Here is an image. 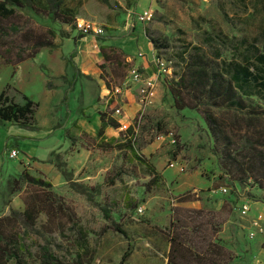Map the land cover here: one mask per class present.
I'll use <instances>...</instances> for the list:
<instances>
[{"label": "rangeland", "instance_id": "1", "mask_svg": "<svg viewBox=\"0 0 264 264\" xmlns=\"http://www.w3.org/2000/svg\"><path fill=\"white\" fill-rule=\"evenodd\" d=\"M110 2L116 5L115 0ZM134 2L136 0H132V3ZM36 5L43 9V4ZM64 6L77 12V20L84 19L103 25L102 34L89 35V41L92 39L97 45L91 49L99 51L103 42L111 41L115 35L128 33V30L120 32L116 28L114 21L116 19L117 22L118 18L102 0H64ZM148 8L154 11L152 21L141 23L133 17L132 23L138 25L139 29L149 28L155 35L166 37L172 48L159 52L153 49L151 54L150 48L144 47L142 36V40L136 39L135 46L141 50L145 48V53L131 55L132 58L150 56L152 64H155L158 57L167 60L182 40L200 45L210 53L213 51L211 46L204 42L207 33H222L228 41H232L223 51V57L228 60L232 59L233 53L249 52L255 47L264 52V0H152ZM134 12L141 11L133 10L130 15L134 16ZM0 22L5 27L12 24L20 26L18 32L6 29V34L0 33V93L5 89L22 91L32 99L39 100L43 107L37 112L39 121L40 118L45 120L51 114L59 118L60 126L68 118L70 109V115H86L90 109L97 110L106 103L104 98L92 91H103L104 85L110 89L111 86H119V82L111 78L112 69L109 66L105 69L100 67V77L105 84L98 82V78L82 72L84 67L99 65L96 55L91 62L85 61L80 57L78 47L74 48L77 44L71 46L72 41L68 38L77 34L74 23H62L44 11L37 12L27 7L19 9L14 17ZM50 30L56 32L54 41L58 44L55 48L44 47L35 58L17 66L5 63L8 59H17L19 54L24 57L31 54L35 41L52 38ZM72 53L76 67L70 62ZM234 57L239 59L237 54ZM130 61L132 67H139L134 60ZM171 72L165 77L172 75ZM102 75H105V78ZM160 80L149 104L144 105L141 102L138 85L135 90L131 89V100L126 98L122 103L120 94L118 99L121 103H116L121 107L122 115L130 114L128 120L123 119L127 126L139 122L137 130L140 152L160 172L161 176L156 182L152 181V171L138 162L130 150H100L94 145L93 134L82 133L75 139L74 148H87L89 152L84 150L83 154L77 156L79 171L74 174V178L88 185H101V192L95 195L96 202H90L86 196L74 191L64 178L58 182L54 175L42 172L32 164H19V171L0 177V215L9 214L11 208L23 210L26 207L25 199L35 187L23 183L19 192L10 194L8 180L19 176L23 169H28L33 175L53 183L52 191L62 197V201L72 209L79 225L87 230L91 248L96 251L93 264H97L96 258L101 260L98 264H102V261L105 264L118 262L119 256L135 245H131L129 241L138 232L150 235L163 245L164 236L161 232L170 225V222L167 225L165 222L168 216L171 217L173 204L201 209V218L207 223L209 233V219L221 222L214 238L233 255L230 264H263L260 254L264 248V218L259 222L260 225H256L255 219L260 213L264 217V190L251 183H235L225 174L218 156L213 151L214 140L203 116L190 108L177 110L168 85L163 79ZM133 85L135 84L131 85L132 88ZM158 86L159 94L156 93ZM45 91L58 92L54 96V99L58 100L61 99L59 95L67 91V103L63 100L47 107L49 97H46ZM74 126L78 125L75 123ZM9 130V124L0 121V152L6 149L5 135ZM7 138L13 136L9 134ZM12 144H9L8 148H12ZM10 161L18 164L15 159ZM172 161L184 166V170L178 165L169 166ZM86 174L91 177L84 179ZM223 186H228L230 192L223 194ZM183 195L190 197V200L197 204L181 205L186 201H178L177 198ZM238 196L246 198L252 205V212L245 217L237 210ZM101 205L111 210L113 218L121 224L125 234L112 228L103 232L110 222L105 219ZM140 207L143 208L142 213L139 212ZM48 221L45 212L39 215L37 228L41 233H31L28 242L32 244L36 255L39 246L48 241L58 254L63 255L70 247L73 237L71 223L64 218V221H67V230L66 236H63L60 235L57 222ZM46 224L52 228L51 231L45 230L43 226ZM253 232L255 234L251 236ZM58 244L62 248L57 246ZM29 264L39 263L35 258H30Z\"/></svg>", "mask_w": 264, "mask_h": 264}, {"label": "trees", "instance_id": "2", "mask_svg": "<svg viewBox=\"0 0 264 264\" xmlns=\"http://www.w3.org/2000/svg\"><path fill=\"white\" fill-rule=\"evenodd\" d=\"M102 1L111 6L109 0ZM38 3L43 4V9L37 7ZM26 7L37 12L44 11L62 23L76 25L77 12L66 8L64 0H0V21L14 17L19 9ZM6 29L18 32L20 26L12 24L5 27L0 22V33L6 34ZM49 32L52 38L35 41L31 54L25 57L19 54L18 60L8 59L5 63L17 66L35 58L44 47L55 48L56 32ZM146 35L158 52L172 48L166 37L155 35L149 28H146ZM84 36L78 33L74 40ZM204 42L213 51L209 53L200 45L182 40L174 54L167 58L171 62L172 75L164 77L163 80L168 85L177 110L194 109L205 119L214 140L213 151L225 174L235 183H251L264 190V52L255 47L249 51L251 54L248 51L233 53L232 59L228 60L223 57V51L232 41H228L222 33H207ZM100 50L103 58L99 61V67H111V78L120 83L129 73L131 62L113 48L101 46ZM236 54L239 59L234 57ZM72 56L73 53L70 55V62L76 67ZM102 77L105 78V75ZM8 92L5 89L0 93V121L16 123L29 129L37 128L36 113L39 103L26 95L24 103H18L9 97ZM111 110V105H108L107 110L99 112L102 124L97 136L92 137L94 145L103 151L130 150L138 162L152 171V181L156 182L161 176L160 172L140 152L137 130L139 122H136L137 126L132 124L121 130L120 137L106 136L108 126L121 127L118 119L112 116ZM71 138L73 142L76 139L74 136ZM53 155L55 165L70 187L95 203V195L101 192V185L76 181L73 171L68 169L61 155ZM23 183L35 187V190L27 195L23 210L11 208L9 214L0 215V264H29L30 258H35L39 264H93L96 251L91 248L88 232L79 225L72 209L62 201V197L52 191L53 183L24 169L19 176L8 180L9 193L19 192ZM177 200L187 201L190 197L183 195ZM100 208L105 219L110 222L103 232L112 228L125 234L121 224L113 218L111 210L104 205ZM43 212L48 216V223L57 222L60 235L66 236V223H71L73 237L70 247L63 255L52 248L50 241L39 246L36 255L32 244L28 242L31 233H41L37 223ZM201 216V209L172 205L170 225L162 231L170 243L167 264H230L233 255L214 238L221 222L213 219L207 221L211 223L210 234L207 223ZM43 227L47 232L52 230L48 224ZM57 246L62 248L60 244ZM127 255L126 252L118 264H123Z\"/></svg>", "mask_w": 264, "mask_h": 264}, {"label": "crops", "instance_id": "3", "mask_svg": "<svg viewBox=\"0 0 264 264\" xmlns=\"http://www.w3.org/2000/svg\"><path fill=\"white\" fill-rule=\"evenodd\" d=\"M110 1V0H109ZM152 0H136V2L132 3V0H115L116 5L114 3H111V6L107 7L110 10H113L115 12V17H117V22L115 19V26L120 31L123 32L124 30H128V33L126 35H115L114 38H112L111 41H105L102 43L101 46H107V48H113L121 53L122 57H125L126 60H134L137 65H139V68L143 70V72L148 76H153L156 73L157 67L156 64L150 63V56L141 58V57H135L132 58L131 55H138L140 53H145L143 50L147 47L150 48V53L153 50V45L150 42L148 36L146 35V28H141L138 25H135L133 22V15H130V13L133 10L138 11H144L148 8V5L151 3ZM132 16V17H129ZM110 20V18H109ZM138 21V20H137ZM142 30V32H140ZM75 31L78 34V31L75 29ZM77 34H73L68 39L71 40L72 45L75 43L76 46H74L75 49H79V55L80 57L88 62H91V60L96 55V62L101 61L103 58V55L101 53V50L97 49H91L92 47H97V45L94 44V41L92 39L89 41L90 36H84L78 40H74V37ZM137 34V35H136ZM142 36L144 37L143 43L144 47L143 50L140 48H137L135 46L136 39L137 41L139 39L142 40ZM128 38V39H127ZM57 43V42H56ZM92 43V44H90ZM58 44V43H57ZM100 46V48H101ZM44 48H42L43 50ZM41 50V51H42ZM155 50V49H154ZM40 51V52H41ZM39 52V53H40ZM81 53V54H80ZM93 53V55H91ZM148 55H151L147 53ZM150 60V61H149ZM131 62V61H130ZM82 72L86 75H90L93 78H98V82H102L105 84V81L101 79V69L98 66H87L82 68ZM128 74L124 77V79L119 83V86H111L110 88H107L105 85V90L103 91H92L93 93H96L100 97L104 98L106 101L105 105H102L101 108H98L97 110L90 109L91 111H88V115H78L75 116L70 115L71 109L69 111V116L64 121V126L59 121V118L56 116L49 115L48 118L43 120V118H40L39 121V114L36 113V126L37 128L29 129L24 128L20 126L19 124L12 123V122H6V124H9V132L5 135L7 141H6V149L2 150L0 152V177L3 174H10L11 172H17L19 171L20 165H29L32 164L33 166L39 168L42 172L50 173L54 175L57 178V181L60 182L64 177L61 174V172L58 170L57 166L55 165V156L54 153L60 154L63 161L67 163V167H69V170H72L74 174H77L79 171V164L77 156L83 154L82 152L89 150L82 147V150L75 149L74 148V142L71 138V136L78 137L81 136L82 133L86 134H93V137L97 136V131L101 127L102 121L100 116V111H105L108 108V105H111V111L112 116L118 119L120 123H124V120H128L130 118V114L126 113L125 115H117L115 114L114 110L115 108L119 107L116 103L119 102L118 97H120V94L122 95V103L125 102L126 98H129L130 100L133 98V94L131 92V89L135 90V87L137 88L139 85L135 84L128 88V85H126V77ZM80 80V79H79ZM161 81V80H160ZM138 85V86H137ZM159 85V84H158ZM122 87V88H121ZM120 89L121 93H117L116 89ZM139 89V87H138ZM70 92V91H69ZM88 92V91H87ZM58 93L56 91H45L46 97H49V103L47 107H51L54 104H58L59 102L63 101L66 97L65 104L67 103V91L65 94L59 95V98L61 99H54L55 94ZM157 94L160 93L159 86L156 91ZM8 95L10 98H13L18 103H24V95L28 96L27 94L23 93L22 91H9ZM29 97V96H28ZM31 98V97H29ZM32 99V98H31ZM54 99V100H53ZM39 103L37 112L39 109L42 110V103L39 100L32 99ZM57 100V101H56ZM55 101V102H54ZM48 109V108H47ZM92 112V113H90ZM72 113V112H71ZM91 114V115H89ZM65 117V115H63ZM77 124L78 126L75 127L74 124ZM92 127V129H91ZM65 129V130H63ZM74 131V132H73ZM120 128H114L112 126H108L106 128L105 134L108 138L111 137H119L120 135ZM59 132V133H58ZM11 134L13 138H7V135ZM57 136V137H56ZM13 143L12 148H8L9 144ZM13 148H16L19 150V156L16 158H10L9 157V151ZM1 150V149H0ZM10 159H15L18 161H10ZM8 160V163H7ZM20 164V165H19ZM24 170V169H23ZM164 175V174H163ZM86 178L91 177L90 175H87ZM65 179V178H64ZM169 184V183H168ZM178 194V193H177ZM224 194V193H223ZM239 203L242 202L244 199L243 197L238 196ZM197 204V202L194 203V201L188 200L186 202H182L181 205L183 206H194ZM200 204V203H199ZM238 205V204H237ZM252 209V205H251ZM252 212V211H251ZM250 212V213H251ZM167 214L168 210H167ZM170 222V216H168L165 224L167 225ZM161 232V231H159ZM163 235V233L161 232ZM164 237V244L162 245L159 241L152 239V237L148 234L138 232L134 238H131L129 241L131 245L135 244L134 246H131V249H126V251L119 256L118 262L116 263H107V264H118L123 258V255L127 252L128 255L126 257V261L123 264H167L168 263V252L170 249V243L163 235ZM261 262L264 264V248L261 251L260 254ZM97 264L101 262L100 259H97ZM102 264H105L102 261Z\"/></svg>", "mask_w": 264, "mask_h": 264}, {"label": "built area", "instance_id": "4", "mask_svg": "<svg viewBox=\"0 0 264 264\" xmlns=\"http://www.w3.org/2000/svg\"><path fill=\"white\" fill-rule=\"evenodd\" d=\"M136 11V10H135ZM135 19H137L141 23H147L150 22L154 19V11L150 8H147L146 10L140 12V13H135L134 12ZM75 29L78 31V33H82L85 36L88 35H99L104 32V27L102 24L93 22V21H88L84 19H80L76 21ZM142 55V53H140ZM156 73L153 76H148L146 75L139 67H131L129 70L128 76L126 77V85L131 86L132 84H138L139 89L138 93L140 96L141 102H143L144 105L149 104L151 101V96L154 93V89L156 88L158 81L160 79H163L166 74L170 73L172 68L170 66L171 62L167 61L164 58L158 57L156 59ZM117 93H121L120 89H116ZM123 99H121V102ZM115 114L120 115L122 114L121 112V107H117L114 110ZM126 123H121V130H125L127 128ZM19 156V150L16 148H13L9 151V157L10 158H16ZM178 164L175 161H172L169 166L175 167ZM180 166L181 170H184V166ZM222 193L227 194L230 192V188L228 186H223L221 188ZM237 210L240 213L242 217H245L250 214L251 212V204L250 201L247 199H244L242 202L238 203L237 205ZM139 212H143V208H139ZM263 214L260 213L258 217L255 219L256 225L259 224V222L263 219ZM260 225V224H259ZM261 228V227H260ZM255 233L253 232L251 236H253Z\"/></svg>", "mask_w": 264, "mask_h": 264}]
</instances>
